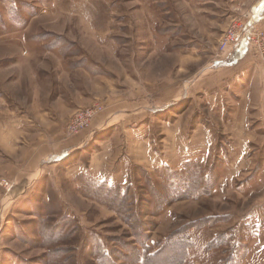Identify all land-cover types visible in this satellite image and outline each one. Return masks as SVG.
Listing matches in <instances>:
<instances>
[{"label":"rangeland","instance_id":"obj_1","mask_svg":"<svg viewBox=\"0 0 264 264\" xmlns=\"http://www.w3.org/2000/svg\"><path fill=\"white\" fill-rule=\"evenodd\" d=\"M249 12L0 0V264H264V41L218 65Z\"/></svg>","mask_w":264,"mask_h":264},{"label":"built area","instance_id":"obj_2","mask_svg":"<svg viewBox=\"0 0 264 264\" xmlns=\"http://www.w3.org/2000/svg\"><path fill=\"white\" fill-rule=\"evenodd\" d=\"M253 15L254 14L252 12H249L244 15V18H247L246 20H243L240 17L232 20V27L224 34L220 43V51L223 54V57L218 60V65L223 66L225 63L232 61L237 53L244 51L247 47H250L253 41H264V38L261 36L262 32L256 23L258 19L254 18ZM86 112L87 114H84L79 111L71 123H79L80 127H85L88 123L87 117L91 115L89 111ZM78 115L84 116L85 119H79Z\"/></svg>","mask_w":264,"mask_h":264},{"label":"trees","instance_id":"obj_3","mask_svg":"<svg viewBox=\"0 0 264 264\" xmlns=\"http://www.w3.org/2000/svg\"><path fill=\"white\" fill-rule=\"evenodd\" d=\"M101 188L99 189L100 191H104V192H106V193H108L109 192V194L110 195H112L113 196V199H116V201H118L119 203H124V205H125V203H126V199L121 195V193H120V189L118 188L116 191L115 190H113V188L112 187H107V186H100ZM196 189H198V188H196ZM106 193H104V198H108L107 197V195L108 194H106ZM110 199H111V197H110ZM108 201V202H107ZM103 203H105V205H107V204H109V205H111L110 203H111V201L110 200H106V202H103ZM124 205L121 207V205H118V206H120V208L119 207H117V210L118 211H121L123 208H124ZM135 253V255L133 256L134 257V260H139L138 259V256H139V252H134ZM137 262V261H136Z\"/></svg>","mask_w":264,"mask_h":264},{"label":"crops","instance_id":"obj_4","mask_svg":"<svg viewBox=\"0 0 264 264\" xmlns=\"http://www.w3.org/2000/svg\"><path fill=\"white\" fill-rule=\"evenodd\" d=\"M253 12H254V14L256 13V14H259V12H261L262 11V9H260V8H257L256 10H252ZM246 56L247 55H243V57H242V59H241V61L242 60H244L245 58H246ZM216 66V65H215ZM218 68H220V66L218 67ZM221 84L219 83V81H213V86H220ZM184 99H186V97H185V95H183V100ZM82 146V145H81ZM75 147V146H74ZM74 147H70L67 151H62L61 153H59L58 155H55V157L52 155V157H51V159L49 160V161H52V160H54L55 158H56V156H57V158L58 157H65V156H67V155H69V154H71L73 151V148ZM77 147V146H76Z\"/></svg>","mask_w":264,"mask_h":264}]
</instances>
